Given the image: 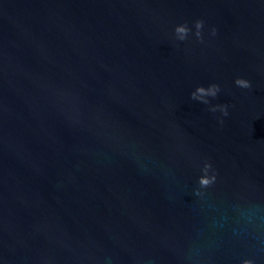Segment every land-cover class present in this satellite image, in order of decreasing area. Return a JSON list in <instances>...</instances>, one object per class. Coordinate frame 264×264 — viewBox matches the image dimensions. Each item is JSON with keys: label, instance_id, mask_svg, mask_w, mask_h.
Returning a JSON list of instances; mask_svg holds the SVG:
<instances>
[{"label": "water", "instance_id": "1", "mask_svg": "<svg viewBox=\"0 0 264 264\" xmlns=\"http://www.w3.org/2000/svg\"><path fill=\"white\" fill-rule=\"evenodd\" d=\"M0 264H264V0H0Z\"/></svg>", "mask_w": 264, "mask_h": 264}, {"label": "clouds", "instance_id": "2", "mask_svg": "<svg viewBox=\"0 0 264 264\" xmlns=\"http://www.w3.org/2000/svg\"><path fill=\"white\" fill-rule=\"evenodd\" d=\"M203 26H204V22L202 20L196 21V29H197L196 35H197V37H201V31L200 30L203 28ZM175 30H176L177 33L182 34L181 37H180L181 39H184L187 36L188 32L190 31L189 27L186 24L178 25ZM213 34H215V29H213ZM236 84L238 86H240V87H243V88H250L251 87V83L248 80H245V79H242V78L241 79H237L236 80ZM210 90H211V94L213 96H215L216 93L220 90L219 89V85H215V84L212 85ZM197 91L200 92V93H206V89L203 86L199 87L197 89ZM192 98L193 99L196 98V94L195 93L192 94ZM219 107H221V110L224 112V115H228L227 106L226 105L219 106ZM212 111H216V109H212ZM211 167H212L211 164H206L204 169H203L205 175L202 176L200 178V180H199V183H200V185L202 187L209 186L215 180V176L207 175V173H208V171H209V169Z\"/></svg>", "mask_w": 264, "mask_h": 264}]
</instances>
